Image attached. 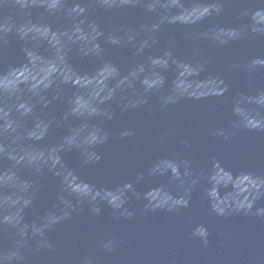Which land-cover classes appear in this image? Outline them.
I'll return each instance as SVG.
<instances>
[{"label": "water", "instance_id": "water-1", "mask_svg": "<svg viewBox=\"0 0 264 264\" xmlns=\"http://www.w3.org/2000/svg\"><path fill=\"white\" fill-rule=\"evenodd\" d=\"M23 2L0 0V219L29 196V226L79 209L46 233L54 248L28 253L29 264H264V131L243 127L264 115V0H159L156 13L93 4L87 17H49ZM73 108L85 116L65 119ZM93 129L109 139L101 160L85 164ZM221 129L228 139L212 134ZM126 130L133 135L122 138ZM182 197L187 207L175 206Z\"/></svg>", "mask_w": 264, "mask_h": 264}, {"label": "clouds", "instance_id": "clouds-1", "mask_svg": "<svg viewBox=\"0 0 264 264\" xmlns=\"http://www.w3.org/2000/svg\"><path fill=\"white\" fill-rule=\"evenodd\" d=\"M175 0H171V3H174ZM17 3H21V0H17ZM171 3L168 4L167 7L161 5L164 8V11L167 12L168 8L171 7ZM30 4H34L37 7L43 8L44 13H46L49 17H55L58 13H64L68 16H72L73 13L75 16H89V8H92L91 5L96 4L98 7L105 11H114L121 8L132 7L136 8L139 7L143 9L145 13H156L157 8L156 5L159 4V0H153L152 3H148L145 6V0H88V3L85 4L83 7L73 8V9H65L63 8V0H53L52 3L49 0H24L22 3V7L27 8ZM223 11L222 4H218L211 9V12H214L216 15H219ZM209 12L208 14H211ZM93 30L96 31L99 26L95 24V21H92ZM46 28L51 27V25H46ZM121 30H125L127 32H131V28H125V26L121 25ZM142 29L145 27L144 25L140 26ZM159 25L153 24L149 31L158 30ZM5 30L3 27H0V33L4 32ZM8 32L12 31V28L9 27L7 29ZM17 35L20 39H24V37L28 34V29L25 26H20L17 30ZM234 35H238L235 30H233ZM102 31H97V35H102ZM113 43L117 42L116 40H112ZM4 43H7L4 40L3 36H0V47L3 46ZM96 47H99L98 45ZM163 86V81H161V87ZM55 99V97H54ZM175 101H172L174 103ZM45 106H47L50 101H44ZM147 103L146 98L140 99L137 103L133 104V108H137L143 104ZM164 106H167V102L163 103ZM101 113L92 111L87 113V117L91 118L96 115H100ZM69 115L74 116L77 119L85 116V113L78 112L76 109H69L66 113L64 118L67 119ZM108 120H112L114 116L113 113L105 114ZM252 121H258L257 123H253ZM233 127H237V125H233ZM243 127L249 131L258 130L264 131V115L253 114L251 115V119L248 122H243ZM10 132H14L15 129L12 128L11 125L8 126ZM213 135H221L225 139H228V133L221 129L219 133H212ZM91 141L87 142V150L92 152V157H89L86 152H82L83 156V163L90 164V163H98L101 160V154L97 151V149L101 148L108 142V134L104 132L102 129H93V132L90 133ZM123 137H129L133 135L131 130H126L122 134ZM187 144V142H184ZM79 146V145H77ZM2 151V149H0ZM11 158V157H10ZM23 159V157H21ZM19 162V161H17ZM179 169L174 167L172 168L173 173H178ZM39 170H37V173ZM184 176L191 177V173L188 171V167L184 168ZM27 184L29 188L32 187L30 182H24ZM192 184L196 183V180L191 181ZM187 191V190H186ZM260 196H264V190H257ZM256 197L253 196V199ZM34 196H29L26 201L17 200L15 203L10 204V207L16 209V203H22V207L16 209L14 211H10L6 216L0 219V234H2L5 238H7L8 243L6 245L0 244V264H29V256L28 253L35 251H40L41 249L51 251L54 248V245L49 241L46 233L51 231L53 227L61 222L62 220L71 219L72 211H79V209H75L74 206L69 205L68 210H66L62 216H60L56 221L49 222L44 224L42 227H36L35 225L29 226L23 223V208L28 207L32 204ZM105 202V201H103ZM127 202L124 200L119 205H115L113 210H120L122 206ZM99 203V202H98ZM98 203L90 204V211L93 214H99L101 212V208L98 206ZM111 206V202H106ZM188 200L185 198H181L180 200L175 202V206H184L187 207ZM243 206L237 207L234 210L239 212ZM253 205L250 203L247 208L243 209L246 212L251 210ZM151 210V209H149ZM169 211L173 210V207L170 206L168 208ZM218 215H226L223 209H219L217 212ZM121 215H125L127 217H131L133 213L124 209L121 212ZM256 215L264 216V208H257ZM208 236L209 233L205 229L202 231L198 237H200L205 245L208 244ZM115 242L113 240H107L103 243L102 248L108 252H111L115 249ZM85 264H93V260L88 258Z\"/></svg>", "mask_w": 264, "mask_h": 264}]
</instances>
